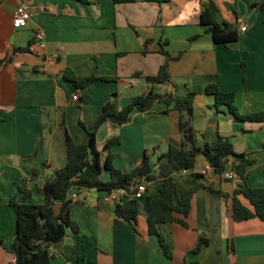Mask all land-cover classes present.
I'll return each mask as SVG.
<instances>
[{"label": "crops", "instance_id": "1", "mask_svg": "<svg viewBox=\"0 0 264 264\" xmlns=\"http://www.w3.org/2000/svg\"><path fill=\"white\" fill-rule=\"evenodd\" d=\"M208 2L0 0V60L11 55L0 69V264L16 262L17 213L10 200L22 201L18 187L28 178L30 202H45L38 188L67 163L65 130L76 144L87 145L106 104L124 108L151 90L175 96L196 92L192 127L197 136L209 141L218 136L230 139L238 154L256 160L248 169V184L264 188V124L237 123L225 107L214 108L215 97L206 93L208 85L216 84L222 92L236 93L235 105L242 115L264 111V0H213L218 22L239 30L238 41L228 47L215 46L201 25ZM21 3L32 6V18L26 28L15 29L13 14ZM39 32L45 34L44 46L37 40L33 53L14 55L15 48L25 47ZM160 50L175 59L170 63V82L153 85L147 77L156 76L166 62ZM67 70L78 78L97 80L81 89L64 78ZM76 94L79 98L74 101ZM172 110L158 102L150 112L134 111L131 121L121 127L105 123L97 133L98 146L120 137L121 143L111 149L112 164L124 173L139 166L144 154L157 164L171 145L184 142L181 114L175 118ZM107 157L105 152L102 165ZM207 164L199 156L193 170L175 175L180 197L194 185L203 188L192 200L188 227L177 223L158 227L172 259L164 255L159 237L149 234L143 208L138 231L117 217L116 204L131 205V193L118 191L112 202L104 192L82 190L71 209L80 233L67 231L64 243L52 249L51 264H264V222H235L231 203L206 189L232 194L242 180L229 181L214 172L204 175ZM101 178L107 182L110 175L104 171ZM161 187V181L148 183L147 195ZM243 203L248 205L244 199ZM201 238L208 243L193 254Z\"/></svg>", "mask_w": 264, "mask_h": 264}, {"label": "trees", "instance_id": "2", "mask_svg": "<svg viewBox=\"0 0 264 264\" xmlns=\"http://www.w3.org/2000/svg\"><path fill=\"white\" fill-rule=\"evenodd\" d=\"M87 3V0H76ZM139 0H114L115 4H128ZM159 4L167 3L169 0H150ZM218 8L213 0L204 6L201 14V25L211 35L215 46L228 47L239 39L238 27L234 24H220L217 19ZM37 39L29 41L25 47L14 49V55L33 53L32 47ZM166 57V62L161 66L159 73L153 77H147L153 85H166L171 79L170 63L173 58L167 51L160 50ZM11 55L0 60V69L10 60ZM140 76V74H136ZM64 78L78 88H85L93 84L97 78H78L71 70L64 73ZM102 81L112 82L117 78H101ZM206 93L215 97L214 108L225 107L229 115L237 123L264 124V111L251 115H242L235 105L236 93L222 92L218 85L210 84ZM196 92L186 96H175L173 94L160 95L153 90L133 98L124 108L118 107L115 103H108L104 106L101 115L96 119L94 128L89 132V143L78 145L65 130V144L67 151V163L62 169L56 170L44 184L38 188L39 193L44 197L43 204L31 203L32 180L25 178L18 189L21 194V202L17 197L10 200V206L14 207L17 213V235L13 242L15 253V264H51L52 249L60 247L70 229L74 233H80L79 225L71 218V209L78 203L70 199L73 191L96 190L107 195L113 192L125 191L132 193L135 185L144 182L146 184L154 181H161L162 187L156 194H149L142 200H133L131 205L116 204L115 213L120 220L131 223L138 231L139 216L141 208L147 214L148 232L150 235H157L160 240L161 249L164 255L172 259L173 252L166 243L165 238L158 231V227L167 223H177L188 227L186 220L192 211V200L196 192L203 188L194 185L189 188L181 197L175 175L184 170H193L197 165V158L203 156L212 167L216 175L222 176L228 168L231 159L232 167L236 171L243 184L232 194L223 193L220 190L206 188L211 193L221 194L231 203L230 212L233 220L237 223L259 219L264 222V188H254L248 184V169L256 163L249 154H238L230 139L218 136L213 141L198 139L192 127L194 117V101ZM164 103L173 107L172 111L181 114L180 131L184 142L179 145H171L170 149L160 157L157 164H152L147 154H144L142 162L131 173H124L113 164L114 154L111 149L121 143L120 137H112L102 148L97 143V133L105 123H111L115 127H121L132 119L134 111L150 112L156 103ZM171 111V110H170ZM169 113V110L167 111ZM185 113V114H184ZM190 145V148L187 146ZM107 152L108 157L102 165V155ZM157 165V166H156ZM106 171L110 175L107 182L102 180V174ZM38 175V170H34ZM198 175H194L197 178ZM243 199L248 205L243 203ZM60 205L59 212L56 206ZM208 240L201 238L193 254H198ZM3 243L0 242V249ZM230 251L235 253L233 242L229 244ZM188 264H200L193 261Z\"/></svg>", "mask_w": 264, "mask_h": 264}, {"label": "built area", "instance_id": "3", "mask_svg": "<svg viewBox=\"0 0 264 264\" xmlns=\"http://www.w3.org/2000/svg\"><path fill=\"white\" fill-rule=\"evenodd\" d=\"M31 10H32V6L29 5L28 3H21L15 9L14 14H13V27L15 29H23V28H26L28 26V24L32 18ZM241 30H242V32H245L247 30V27L245 26ZM36 38H37L39 44L41 46H44L45 34L43 32H39L36 35ZM78 98H79V96L76 94V95H74L73 100L77 101ZM198 139H200V138L198 137ZM232 162L233 161L230 160L227 170L222 175V177H224L226 180H229V181H235V180L239 179V176L237 175L236 171L232 167ZM189 171L190 170H184L182 173L186 174ZM211 172H213V169L209 164H207V166L203 170L202 174L207 175ZM131 192H132L131 195L133 197V200L134 199L135 200H142L147 194V184L142 182L139 185H135L132 187ZM115 193H117V192H113L112 194L107 195L106 199L110 200L112 202L116 201L114 198ZM70 199H72L73 201H78L80 198H79V195L77 194V192L73 191L70 194Z\"/></svg>", "mask_w": 264, "mask_h": 264}, {"label": "rangeland", "instance_id": "4", "mask_svg": "<svg viewBox=\"0 0 264 264\" xmlns=\"http://www.w3.org/2000/svg\"><path fill=\"white\" fill-rule=\"evenodd\" d=\"M172 114H173V117L175 116V118L177 117V116H179V112H175V111H173V112H171Z\"/></svg>", "mask_w": 264, "mask_h": 264}]
</instances>
